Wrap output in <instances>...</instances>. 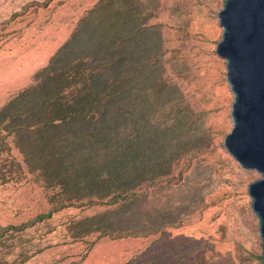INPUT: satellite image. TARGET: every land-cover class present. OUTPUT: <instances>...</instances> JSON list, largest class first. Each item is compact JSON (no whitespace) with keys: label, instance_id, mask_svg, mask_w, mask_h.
<instances>
[{"label":"rangeland","instance_id":"obj_1","mask_svg":"<svg viewBox=\"0 0 264 264\" xmlns=\"http://www.w3.org/2000/svg\"><path fill=\"white\" fill-rule=\"evenodd\" d=\"M99 1L0 0V107L43 66L96 49L84 19ZM137 1L125 47L130 64L139 51L145 65L139 100L133 86L124 109L139 117V160L170 163L168 177L111 205L54 209L56 190L0 135V264H262L247 192L260 174L224 146L233 100L216 53L224 0Z\"/></svg>","mask_w":264,"mask_h":264},{"label":"trees","instance_id":"obj_2","mask_svg":"<svg viewBox=\"0 0 264 264\" xmlns=\"http://www.w3.org/2000/svg\"><path fill=\"white\" fill-rule=\"evenodd\" d=\"M137 6V0L99 1L84 19L96 49L43 66L32 85L0 107V135H12L29 171L56 190L54 209L111 205L168 177L170 163L139 160V117L124 109L135 105L124 100L133 86L132 98L139 100V67L145 65L139 51L130 64L125 47L139 20Z\"/></svg>","mask_w":264,"mask_h":264},{"label":"water","instance_id":"obj_3","mask_svg":"<svg viewBox=\"0 0 264 264\" xmlns=\"http://www.w3.org/2000/svg\"><path fill=\"white\" fill-rule=\"evenodd\" d=\"M216 14L222 27L216 53L226 62L233 93L232 128L224 146L242 168L260 174L247 192L258 220L264 264V0H224Z\"/></svg>","mask_w":264,"mask_h":264}]
</instances>
